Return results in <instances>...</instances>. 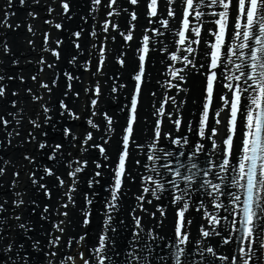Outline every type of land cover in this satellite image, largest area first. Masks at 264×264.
Listing matches in <instances>:
<instances>
[{"label": "bare ground", "instance_id": "6f19581e", "mask_svg": "<svg viewBox=\"0 0 264 264\" xmlns=\"http://www.w3.org/2000/svg\"><path fill=\"white\" fill-rule=\"evenodd\" d=\"M63 2L25 0L21 5L20 0H0V75L5 77L0 83L6 87L5 95L0 97V117L9 121L7 126L0 123V167L5 169L0 175V204L3 205L0 211V264H62L66 255L74 256V264H82L78 253L83 252L85 259L90 257L89 249L97 246L99 236L105 231L108 215L112 219L106 234L115 242V251L120 253L114 257L115 264H125V254L131 251L133 244L139 245L141 257L147 254L144 245H149L151 255L148 264H176L173 250L175 243L176 247L178 245L177 214L184 203L189 205L185 219L187 230H184L188 241L178 245L184 249L180 256L181 264H232L233 260L235 264H244L245 260L247 264H264V246L260 238L251 243L244 240L245 233L238 230L241 217L231 214L233 210L241 211L243 190L230 188L220 179L227 177L230 182L237 153L234 148L230 163L225 166L227 173L222 171L219 165L225 158L222 140L228 110L222 101L215 99V94L213 107L217 111L224 109L217 117L221 124L215 125L220 130L213 138L218 147L213 148V140L199 134L209 70V58L204 54L208 50L206 42L213 39L210 30H215V26L209 21L214 17L205 15L201 21L189 17L194 27L203 23L201 36L196 38L200 43L192 45L197 49L194 57L196 67L193 68L185 67L182 60L170 59L172 53L177 56L188 54L183 52L176 35L182 28L181 0L171 4L175 17L167 15L168 0H159L157 17L148 16L149 0H139L137 5H131L129 0H117L115 5L111 0H101L99 5L93 0H67L70 6L68 13L63 11ZM201 10L207 13L220 9ZM133 11L137 14L135 21L130 18ZM165 19L168 20L167 28L162 24ZM56 24H61L62 28L57 29ZM29 25L32 32L28 31ZM131 25L135 27L131 28ZM155 29L163 35H158ZM130 30L133 39L126 41L121 33L127 34ZM76 32H80L79 37L74 35ZM45 34L49 37L47 43ZM145 35L152 41L137 98L125 175L114 202L116 207L109 209L107 205L113 203L112 186L137 83L134 77L139 71V50ZM56 41L61 43L57 45ZM76 44L80 47L77 48ZM5 45L10 49L8 53L4 52ZM51 49L59 50L60 57L52 55ZM120 58L125 61L123 66L118 63ZM189 58L193 59L192 56ZM14 60L19 63L14 64ZM202 62L204 68L199 66ZM173 66L182 69L180 75L184 80L172 75ZM214 71L219 75L221 69ZM66 74H70L72 79ZM33 76L36 80L32 79ZM227 82L217 80L215 92L227 94V88L222 87ZM42 84H47L51 91ZM97 86L101 89L99 95L95 91ZM113 87L117 91L113 92ZM14 92L17 94L13 95ZM93 100H97V104L93 105ZM61 102L79 119H73L70 112L61 107ZM45 108L49 109L47 113ZM104 113L112 120L110 132L106 131ZM46 117H51L47 123ZM89 120L99 128H93ZM176 120L180 123L176 124ZM209 123H212L211 116ZM65 128H70L74 135L65 138ZM157 128L160 136H156ZM45 132L46 137L43 135ZM89 132L93 140L85 144ZM177 140L180 143H175ZM42 142L63 144L64 156H57V160L62 162L49 160L51 149H40ZM236 142H239V132ZM93 143L104 146L107 158L98 148L91 147ZM150 155L152 160L148 159ZM191 158L195 163H190ZM84 160L88 162L87 167L77 174L73 184L68 176L67 162L72 161L74 168L78 166L75 161ZM97 164L102 167L98 168ZM190 164L195 167L189 173L192 179L187 180L186 168ZM45 167L53 169L56 175H45ZM96 172L101 175L95 176ZM33 173L51 190L50 199L38 184H33ZM57 176L65 181L63 186L59 185ZM90 180L93 181L91 187ZM206 180L219 184L225 195L205 185ZM158 183L164 185V189L157 193L159 199L151 191L144 192V188L152 190ZM72 187L75 191H71ZM182 190L183 199L174 203V197L180 196ZM229 191L241 195L239 204L231 203L227 196ZM66 192L74 203L64 195ZM208 192H212V196ZM86 195L91 204L86 203ZM140 196L144 199H138ZM21 200L23 203H19ZM64 204L68 207H63ZM215 204H223L224 207L215 208ZM45 206L48 212H44ZM63 212L68 213L67 217L60 214ZM84 212L91 214L87 226L83 224ZM206 213L227 219H221L219 225H212L206 219ZM136 217L141 219L139 227L135 223ZM61 221L64 222L63 233L54 227ZM213 229L219 234H215ZM202 230H208L210 235L204 237ZM137 232L139 239L134 240ZM85 233L86 238L78 248L77 241ZM57 236L60 237L59 245L50 246V240ZM70 239L71 247L68 246ZM225 239L229 242L224 243ZM208 248L213 252L209 253ZM51 252H56V255L49 257L47 254ZM109 255L114 254L110 251Z\"/></svg>", "mask_w": 264, "mask_h": 264}, {"label": "snow or ice", "instance_id": "6c2138e0", "mask_svg": "<svg viewBox=\"0 0 264 264\" xmlns=\"http://www.w3.org/2000/svg\"><path fill=\"white\" fill-rule=\"evenodd\" d=\"M38 3L39 0H36ZM97 5L101 3V0H93ZM176 0H168V11L167 15L169 17H175L176 12L172 9L171 4L175 3ZM25 0H20V4L23 5ZM117 0H111V4L115 5ZM131 5H137L139 0H129ZM158 5L159 0H149L147 4L148 16L157 17L158 16ZM182 13H181V25L182 28L179 30L176 35L178 36V43L183 46V52L188 53L187 55L177 56L175 53H172L170 56L171 60H182L185 67L191 66L196 67L194 63V57L197 54V49L192 47L193 44H199L200 40L196 39L201 36V29L203 23L197 27L193 26V21L189 17H193L196 21H201V18L205 15H210L214 17L213 20L209 21L215 26V30H210V35L213 39L210 42H206L207 51L205 56L209 58V70L206 73V97L205 103L203 106L202 117L200 119V129L199 134L204 137L207 136L208 139L213 140V148L218 147L215 144L214 137H216L220 130L215 127V125H220L221 120L217 119L220 116V111H217L213 107V97L215 94V99L222 101L224 107L227 108V113L224 122V138L222 143L224 145L223 151L225 153V158L222 164L219 165L222 171L227 173V168L225 167L230 163V158L233 156V150L235 148L237 153V162L232 166V177L230 182L227 181V177H221L222 182L227 183L228 187H235L238 190H243L244 199L242 201V211H235L231 213L234 217L241 216L242 219L239 220L241 230L245 233L243 239L248 240L250 243L256 239L260 238L262 246H264V0H181ZM62 8L65 13H68L70 6L67 0H64L62 3ZM220 9L219 11L204 12L201 9ZM51 12L52 9H49ZM112 13H109L111 15ZM31 16H35L34 13H29ZM131 20L135 21L137 19V14L135 11L131 13ZM162 24L165 28L168 26V20H163ZM19 27V25H17ZM57 29H61V24H56ZM113 27H118V25H113ZM135 25H131V28H134ZM28 31L32 32L33 29L31 25L28 26ZM107 31V27L105 28ZM158 35H163L159 32V29H155ZM76 37L80 36V32L74 33ZM95 35V33H93ZM126 41H131L133 39L132 31L130 30L127 34L121 33ZM49 37L45 34V43L48 42ZM152 38L148 35L143 37V46L139 50V71L135 75L134 79L137 81L135 85V91L133 98L130 104V118L128 121V127L126 128V135L123 138V151L118 157V169L115 173L114 185L112 186L111 199L113 203H109L107 208L114 209L116 207L115 201H117V194L120 192L123 184V177L125 175V162L126 158L129 155L128 148L130 143V136L133 133V123L136 120L138 96L141 91L142 78L145 73V61L147 55L150 51V42ZM29 43H32L29 41ZM57 45L61 41L55 42ZM77 48L80 47L79 44L75 45ZM166 50V49H165ZM7 45L4 46V52L8 53ZM52 55L56 58L60 57V52L57 49H51ZM189 56H192L193 59H190ZM235 58V59H234ZM75 59V58H73ZM239 61V62H237ZM43 62V61H42ZM14 64H18L19 61L14 60ZM118 63L123 66L125 64L124 59L120 58ZM201 68H204L205 65L202 62L199 65ZM52 67V65H49ZM215 69H221L219 75ZM234 69V70H233ZM182 69H175L173 66L172 75L178 80H184V76L180 75ZM69 79H72L70 74H66ZM5 77L0 75V81H3ZM8 79H15V77H8ZM23 80V77H20ZM33 80H36V77H32ZM226 80L227 83H223L222 87L227 88L228 92L218 93L215 92V82L217 80ZM235 81L236 83H233ZM42 87L51 91L47 84H42ZM178 86V85H177ZM70 87V86H69ZM31 92V89L28 90ZM97 95L100 94L101 89L99 86L95 89ZM113 92L117 91L116 87H113ZM6 93V87L0 83V97H3ZM17 93H13L16 95ZM78 95V94H77ZM39 99V97H36ZM97 100H93V105L97 104ZM167 102V101H165ZM13 106H15V101H13ZM61 107L65 110L67 105L61 102ZM44 111L47 113L48 108H45ZM70 112V110H68ZM160 111H163L161 109ZM63 114V113H62ZM73 119H79L75 113H71ZM95 115V113H94ZM107 121L106 131H111L112 120L107 116L106 113L103 114ZM210 116L212 117V123H209ZM51 117H46L45 123H47ZM0 123L4 126H7L9 121L0 117ZM19 123V120H17ZM35 124V122H33ZM88 123L93 128H99V125L95 124L92 120H89ZM176 124H179L180 121L176 120ZM36 127L40 125L35 124ZM207 129V132L205 131ZM237 132H239V142H236ZM18 134V133H17ZM10 135V134H9ZM46 137L47 133H43ZM63 135L65 138L73 136L72 130L70 128H65L63 130ZM156 136H160L159 128L156 129ZM103 139V137H101ZM93 140L92 133L87 134V139L85 144ZM106 142V141H105ZM186 142V141H185ZM10 143V141H9ZM175 143H180L179 140ZM91 147L98 148L101 154H105L106 149L102 144L93 143ZM137 147H140L139 145ZM40 149L50 148L51 151L48 155V159L55 161L57 163L62 162V160H57V156H64L63 144H54L48 145L46 142L39 144ZM31 160V157H26ZM149 160H152L153 157L148 156ZM78 165L72 167L73 162L68 161L67 167H69L68 176L72 178L73 184L76 182L77 174L84 171L87 167V160L84 161H75ZM137 163H139L137 161ZM98 168L102 167L101 165H96ZM195 167V165H193ZM5 169L0 167V175L4 173ZM45 175L55 176L56 173L53 169L45 167L43 169ZM19 175V173H15ZM100 172H96L95 176H100ZM179 175V172H177ZM208 175V173H205ZM33 176V184L39 185V188L44 191V194L50 199L51 190L48 189L46 184L40 183L39 180L35 178V173ZM41 180L43 177L40 178ZM59 185L63 186L65 181L59 176L56 177ZM149 180L152 177H148ZM187 180H191L192 177H185ZM93 181H89V186H92ZM205 185L210 187L213 191L217 192L220 195H225L221 190L219 184H213L211 181H205ZM164 189V185L158 183L156 187L152 190L149 188H144V192L151 191L153 196H156L159 199L157 193ZM71 191H75V188L72 187ZM68 197L72 203L71 195L66 192L64 194ZM209 196H212V192H208ZM184 193L183 190L180 196L174 197V203L181 201L183 199ZM227 196L230 198L231 203L239 204L241 202V195L237 192H227ZM138 199L143 200L144 197L140 196ZM214 199V197H213ZM87 204H91L92 201L88 199L87 195L85 196ZM23 203V201H19ZM203 206V201H201ZM63 207L67 208L68 204H64ZM189 205L187 203L183 204V207L178 210V222L176 233L178 237V245L185 244L188 241V234L184 232L185 228V212L188 210ZM215 208H223V204H215ZM3 210V205L0 204V211ZM199 210V209H198ZM227 211V209H225ZM44 212H48V207L45 206ZM61 215L67 217L68 213L63 212ZM83 224L87 226L90 223L89 212H84ZM112 217L107 216L105 220V231L101 233L98 239V244L95 248L89 249L91 253L88 259H85L84 253L79 252V258L82 261V264H115L114 257L119 256L120 253L115 251V242L111 237L107 236V229L110 228V221ZM206 219L212 225H219L221 219H227V217L217 218L211 213H206ZM63 221L54 225L56 230L59 233L64 232ZM135 223L137 227L141 225V219L136 217ZM190 223V221H189ZM21 227H25L21 225ZM259 230V231H258ZM114 231V229H112ZM215 232V229L212 230ZM215 234H219L215 232ZM85 235L79 237L77 241V247H81V242L85 240ZM202 235L208 237L210 232L208 230H202ZM151 238V237H150ZM139 239V233L134 234V240ZM60 237L57 236L53 240H50V246H58ZM227 239L224 240V243H228ZM38 244V242H35ZM72 240L68 241V246L71 247ZM177 245L176 251V264H181L180 256L184 253V249L180 248ZM11 246L9 245V248ZM131 251H127L125 254V264H148L149 255H151V249L148 244L144 245V251L147 253L143 257L140 255L139 245L133 244L130 246ZM112 252L114 255H109V252ZM209 253L213 252L212 248H208ZM243 251V249L241 250ZM49 257H54L56 252L48 253ZM220 259L226 260L227 257H220ZM75 258L72 255H66L62 261V264H74ZM244 264H247V260L244 261Z\"/></svg>", "mask_w": 264, "mask_h": 264}, {"label": "rangeland", "instance_id": "374dc122", "mask_svg": "<svg viewBox=\"0 0 264 264\" xmlns=\"http://www.w3.org/2000/svg\"><path fill=\"white\" fill-rule=\"evenodd\" d=\"M190 163H195L194 160H193L192 158H191V162H190ZM186 169H187V172H188V173L186 172V173L188 174V175L186 174V177H188V176H190L189 173H191V170L193 169L192 164L188 165ZM197 172H198V170L196 169L195 173H197ZM183 178H184V176H183ZM189 189H190V188H189ZM186 217H188V212H185V219H186ZM186 222H187V220H185V228H184V230H187V229H186ZM176 248H177V247H176V243H175V247H174V250H173V254H174V256H175V253H176V251H177ZM232 264H235V263H234V260L232 261Z\"/></svg>", "mask_w": 264, "mask_h": 264}]
</instances>
